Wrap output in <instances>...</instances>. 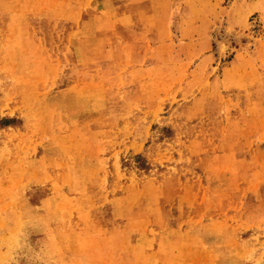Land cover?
Segmentation results:
<instances>
[{
  "label": "rangeland",
  "instance_id": "rangeland-1",
  "mask_svg": "<svg viewBox=\"0 0 264 264\" xmlns=\"http://www.w3.org/2000/svg\"><path fill=\"white\" fill-rule=\"evenodd\" d=\"M0 264H264V0H0Z\"/></svg>",
  "mask_w": 264,
  "mask_h": 264
}]
</instances>
